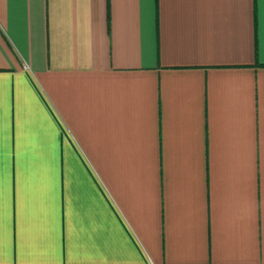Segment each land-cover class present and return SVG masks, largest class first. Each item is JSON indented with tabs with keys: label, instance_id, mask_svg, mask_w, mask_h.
<instances>
[{
	"label": "crops",
	"instance_id": "obj_1",
	"mask_svg": "<svg viewBox=\"0 0 264 264\" xmlns=\"http://www.w3.org/2000/svg\"><path fill=\"white\" fill-rule=\"evenodd\" d=\"M0 264H264V0H0Z\"/></svg>",
	"mask_w": 264,
	"mask_h": 264
},
{
	"label": "snow or ice",
	"instance_id": "obj_2",
	"mask_svg": "<svg viewBox=\"0 0 264 264\" xmlns=\"http://www.w3.org/2000/svg\"><path fill=\"white\" fill-rule=\"evenodd\" d=\"M0 171H2V164H0Z\"/></svg>",
	"mask_w": 264,
	"mask_h": 264
}]
</instances>
